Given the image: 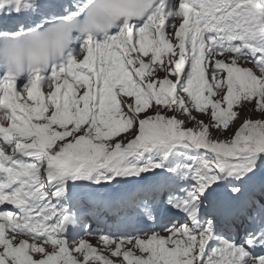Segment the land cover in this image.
Masks as SVG:
<instances>
[{
    "label": "snow or ice",
    "instance_id": "1",
    "mask_svg": "<svg viewBox=\"0 0 264 264\" xmlns=\"http://www.w3.org/2000/svg\"><path fill=\"white\" fill-rule=\"evenodd\" d=\"M0 264H264V0H0Z\"/></svg>",
    "mask_w": 264,
    "mask_h": 264
},
{
    "label": "rangeland",
    "instance_id": "2",
    "mask_svg": "<svg viewBox=\"0 0 264 264\" xmlns=\"http://www.w3.org/2000/svg\"><path fill=\"white\" fill-rule=\"evenodd\" d=\"M206 119V118H205Z\"/></svg>",
    "mask_w": 264,
    "mask_h": 264
}]
</instances>
